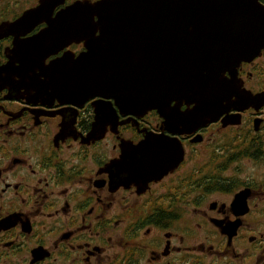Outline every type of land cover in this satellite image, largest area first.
<instances>
[{
    "label": "flooded vegetation",
    "instance_id": "1",
    "mask_svg": "<svg viewBox=\"0 0 264 264\" xmlns=\"http://www.w3.org/2000/svg\"><path fill=\"white\" fill-rule=\"evenodd\" d=\"M98 1L0 0V264H264V54L240 63L222 114L193 125L178 98L168 122L159 107L34 97L15 42ZM28 11L40 15L17 30Z\"/></svg>",
    "mask_w": 264,
    "mask_h": 264
},
{
    "label": "water",
    "instance_id": "2",
    "mask_svg": "<svg viewBox=\"0 0 264 264\" xmlns=\"http://www.w3.org/2000/svg\"><path fill=\"white\" fill-rule=\"evenodd\" d=\"M39 12L12 26L29 28ZM47 25L15 42L13 72L21 86L36 89L34 97L75 103L99 96L124 111L159 107L168 122L169 103L178 98L193 104L190 125L222 114V102L238 94L240 63L264 54L260 0H100L61 11ZM71 42H83L85 51L43 64L52 48Z\"/></svg>",
    "mask_w": 264,
    "mask_h": 264
},
{
    "label": "trees",
    "instance_id": "3",
    "mask_svg": "<svg viewBox=\"0 0 264 264\" xmlns=\"http://www.w3.org/2000/svg\"><path fill=\"white\" fill-rule=\"evenodd\" d=\"M264 4V0H260Z\"/></svg>",
    "mask_w": 264,
    "mask_h": 264
},
{
    "label": "bare ground",
    "instance_id": "4",
    "mask_svg": "<svg viewBox=\"0 0 264 264\" xmlns=\"http://www.w3.org/2000/svg\"><path fill=\"white\" fill-rule=\"evenodd\" d=\"M35 65V64H34Z\"/></svg>",
    "mask_w": 264,
    "mask_h": 264
}]
</instances>
